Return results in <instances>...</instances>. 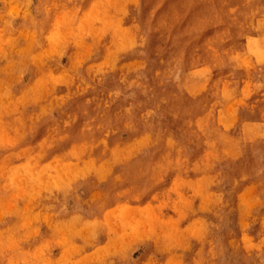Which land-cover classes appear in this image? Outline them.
I'll use <instances>...</instances> for the list:
<instances>
[{
  "label": "rangeland",
  "instance_id": "rangeland-1",
  "mask_svg": "<svg viewBox=\"0 0 264 264\" xmlns=\"http://www.w3.org/2000/svg\"><path fill=\"white\" fill-rule=\"evenodd\" d=\"M262 24L264 0H0V264H264Z\"/></svg>",
  "mask_w": 264,
  "mask_h": 264
},
{
  "label": "bare ground",
  "instance_id": "bare-ground-1",
  "mask_svg": "<svg viewBox=\"0 0 264 264\" xmlns=\"http://www.w3.org/2000/svg\"><path fill=\"white\" fill-rule=\"evenodd\" d=\"M255 22V21H254ZM257 24V23H256ZM263 25V24H262ZM264 26V25H263ZM258 27H259V25H258ZM258 27H257V29H258ZM256 28V27H255ZM32 29V28H31ZM259 36V35H258ZM251 38V37H250ZM243 46H245V45H243ZM248 49H249V52L252 54V55H254V57L257 59V60H262V59H264V45L263 44H261V43H259L257 40H255V38L254 39H251L250 41H249V43H248ZM251 55V56H252ZM32 58V60H33V57H31ZM34 58H35V56H34ZM37 58V57H36ZM35 58V59H36ZM154 60V59H153ZM264 65V64H263ZM164 67V66H163ZM162 67V68H163ZM30 68V67H29ZM143 75V74H142ZM141 75V76H142ZM88 78V77H87ZM143 79V78H142ZM37 84V83H36ZM35 84V85H36ZM34 85V86H35ZM38 85H40L39 83H38ZM35 89V88H34ZM166 95V94H165ZM87 97V96H86ZM192 98V97H191ZM172 108V107H171ZM167 109V108H166ZM168 110V109H167ZM225 125V124H224ZM223 126V125H222ZM227 127V126H226ZM225 127V128H226ZM164 128V127H163ZM221 128V127H220ZM228 129V128H227ZM221 130V129H220ZM226 130V129H225ZM156 132V131H155ZM179 132V131H178ZM164 136V135H163ZM239 137V136H238ZM151 142V141H150ZM158 145H159V143H158ZM162 148H163V146H162ZM161 148V149H162ZM219 157V156H218ZM40 191V190H39ZM44 191H46V190H44Z\"/></svg>",
  "mask_w": 264,
  "mask_h": 264
}]
</instances>
